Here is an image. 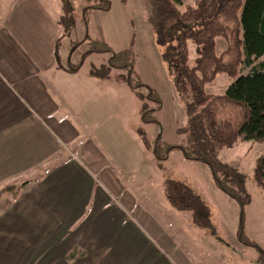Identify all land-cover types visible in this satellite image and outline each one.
I'll list each match as a JSON object with an SVG mask.
<instances>
[{
    "label": "rangeland",
    "instance_id": "374dc122",
    "mask_svg": "<svg viewBox=\"0 0 264 264\" xmlns=\"http://www.w3.org/2000/svg\"><path fill=\"white\" fill-rule=\"evenodd\" d=\"M45 1L51 8L55 5L59 10L64 0ZM65 1L73 8V37H79V32L84 33L89 28L90 35L106 43L113 52L130 50L131 79L145 85L130 88L126 83L128 72L120 69H112L107 78H90L88 73L93 67L100 69L107 64L109 53L91 54L79 68V77H59L70 89L77 91L84 86V139L89 137L94 141L100 136L101 140L97 141L108 166L116 169L117 160L120 163L122 173L119 175L126 193L123 194L125 197L109 193V200L102 206L104 213L97 218L91 216L92 201L84 207L79 185L46 188L43 190L45 201L37 205L25 186L56 174L53 169L59 164V156L47 155L34 166L30 162L24 163L23 156L31 157L28 151L32 138L26 134L15 138L11 147H5L3 153L0 150V264H135V253L146 246L152 236L159 240L157 232L167 234V238L183 246V250H193L199 256L197 264L255 263L258 254L255 248L242 246L243 252L237 248L240 246L236 235L239 204L216 186L207 165L186 159L180 150H174L159 168L154 153L144 147L136 132L141 128L151 143L160 133L164 143L186 144L187 133L182 131L187 124L184 103L148 22L150 0H109V10H89L85 24L83 9L100 0ZM174 1L181 10L186 4L195 3V0ZM70 42L66 38L61 45L65 65L68 58L74 64L78 63L86 49L82 43L69 56ZM226 48V40L216 38V52L221 53ZM195 57V46L189 43L191 65ZM248 71L249 68L244 67L243 73ZM231 81L225 73L219 74L206 86V91L223 93ZM148 88L158 96L159 104L148 99ZM143 103L148 109H155L151 115L158 123L142 121L140 108ZM60 104L58 114L65 116L70 104L65 101L64 105ZM73 122L77 124L75 119ZM16 152L22 156L21 165ZM263 155L264 141L240 142L216 155L218 160L246 178L245 192L251 199L243 208V228L262 249L264 190L253 181L252 175L256 161ZM166 179L181 181L200 196L210 210L216 237H210L209 230L194 227L190 213L176 211L167 203L163 192ZM8 186L11 190L1 193ZM97 187L95 183V193ZM114 211L119 215L123 212L124 219L112 216ZM166 220L171 221L169 226ZM206 245H210L215 253H211ZM217 245L223 248L221 252H216Z\"/></svg>",
    "mask_w": 264,
    "mask_h": 264
},
{
    "label": "trees",
    "instance_id": "16d2710c",
    "mask_svg": "<svg viewBox=\"0 0 264 264\" xmlns=\"http://www.w3.org/2000/svg\"><path fill=\"white\" fill-rule=\"evenodd\" d=\"M181 10L174 0H150L148 22L155 33L157 45L162 47L163 60L168 64L174 85L183 100L187 124L185 145H171L161 140L159 133L151 143L141 128L137 133L146 149L151 150L162 168L170 152L180 150L189 160L200 161L210 169L214 183L225 194L235 199L240 207L238 240L256 249L258 263L264 264V249L244 233L243 208L249 203L245 192V176L217 159L222 150L240 142L264 141V0H195ZM109 0H100L86 6L89 10L108 11ZM58 23L63 32L54 44L53 56L57 68H63L60 57L61 42L70 35L75 24L73 8L67 1L61 5ZM222 37L227 48L216 52V38ZM84 41L87 49L81 53L78 63L67 59L69 72L79 70L91 54L109 53L107 64L90 70V75L107 78L112 69L128 72L127 85L135 89L143 87L131 79L132 53L130 50L113 52L104 42L92 39L86 33L83 40L70 42V54ZM189 43L195 46L194 63H189ZM244 67L249 71L243 73ZM225 73L232 81L222 94L206 92V86L217 75ZM142 97V96H141ZM148 99L160 103L156 94L148 88ZM143 99V97H142ZM143 103L140 116L143 122H157ZM180 130V129H178ZM253 181L264 190V155L253 168ZM168 204L179 212L190 213L192 223L215 235L210 210L200 196L187 184L166 179L163 183ZM11 190L8 186L1 193Z\"/></svg>",
    "mask_w": 264,
    "mask_h": 264
},
{
    "label": "crops",
    "instance_id": "0c3cea01",
    "mask_svg": "<svg viewBox=\"0 0 264 264\" xmlns=\"http://www.w3.org/2000/svg\"><path fill=\"white\" fill-rule=\"evenodd\" d=\"M60 14L61 5L59 10L55 5L51 8L45 0H0V150L3 153L5 147L14 144L15 138L26 134L32 138L28 151L31 157L21 156L24 163L30 162L34 166L47 155L59 156V164L53 169L56 174L48 179L41 177L25 186L26 190L31 191L32 200L37 205L42 200L45 201L43 190L46 188H75L79 185L84 197V207L92 201L94 207L91 216L97 218L104 211L102 206L109 200V193L124 196L126 188L121 183L122 177L119 174L122 169L119 161L117 160L116 169L108 166L97 141L101 140L100 136L97 135L94 141L89 137L84 139V86L76 91L63 85L59 78L79 77L78 71L66 70L67 64L63 63L61 47L63 68H57L54 60V44L63 32L58 23ZM86 31L90 38L95 39L88 28L84 33L79 32V37L76 38L71 30L70 35L64 37L62 42L66 38L69 42L81 41ZM87 42L84 41L86 49ZM88 75L92 79H98L90 73ZM64 101L70 104L66 107L69 113L65 116L59 115V104L61 102L64 105ZM74 119L78 125L73 122ZM17 157L21 165V157L16 152ZM95 183L98 184L96 193ZM111 215L124 219L123 212L119 215L118 211H114ZM166 222L168 226L171 223L170 220ZM192 225L196 227L193 223ZM157 234L159 240L152 236L153 239L135 253V264H197L199 256L193 250H183V246L168 239L164 232ZM245 235L252 240L248 234ZM211 236L216 237V234ZM238 243L240 246L237 248L242 252L244 247H249ZM206 247L211 253H215L210 245ZM222 249L216 246V252H221ZM182 251L190 256L184 255ZM254 262L251 264H259L258 254L257 261Z\"/></svg>",
    "mask_w": 264,
    "mask_h": 264
}]
</instances>
